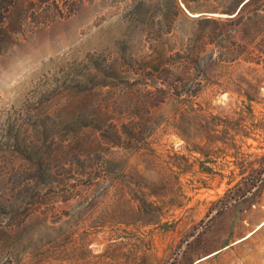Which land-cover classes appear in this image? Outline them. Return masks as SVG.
Here are the masks:
<instances>
[{
  "label": "rangeland",
  "instance_id": "374dc122",
  "mask_svg": "<svg viewBox=\"0 0 264 264\" xmlns=\"http://www.w3.org/2000/svg\"><path fill=\"white\" fill-rule=\"evenodd\" d=\"M190 4V18L230 16ZM153 6L0 0V264H264V62L226 60L236 51L214 40L195 95L162 98L154 80L147 95L134 76L76 90L88 55L151 52L130 12ZM179 27L163 60L182 69L192 27ZM95 101L124 122L150 117V135L126 147L79 125Z\"/></svg>",
  "mask_w": 264,
  "mask_h": 264
},
{
  "label": "trees",
  "instance_id": "16d2710c",
  "mask_svg": "<svg viewBox=\"0 0 264 264\" xmlns=\"http://www.w3.org/2000/svg\"><path fill=\"white\" fill-rule=\"evenodd\" d=\"M195 1L155 0L157 6L149 9L139 8L130 12V16H133L131 26L137 30L136 36L154 39L155 43L151 45V52L135 55L129 50L127 43L121 48L117 59L106 61L98 54L88 55L85 63L86 71L74 79L76 90L102 87L109 83V78H121L126 82L134 76L137 88L147 95L153 93V90L149 88L151 84L148 80L164 85L156 89L160 91L162 98L170 94L174 96L195 95L199 91L201 81L199 79L191 81L190 76L193 70L194 73L196 71L203 74L206 60L212 59L211 54L208 56L204 54L205 46L213 44L214 40L219 46L232 47L236 51V54L230 57L225 56L226 60L241 57L248 62H264V0H246L239 8L242 0H218L221 2V10L230 14L223 19L206 14L190 18L185 11H194L197 7L190 3ZM184 21L190 22L192 30L185 33V42L180 43L174 53L184 58L187 64L182 69L179 68L181 65L177 66L172 63L165 66L167 63L163 60V56L172 48L165 49V42H163L165 39L162 38L164 36L166 40L170 39ZM217 28H224L225 31L213 35ZM259 34L260 38L257 39ZM237 35L240 42L233 40ZM215 36L220 37L216 40ZM164 73H166L165 76ZM87 104L89 113L83 121H77V123L79 122L81 126L94 127L102 138L108 139L113 145L138 146V142L148 137L152 131L150 117L138 116L137 120L124 122L120 117L111 116L109 107L98 101ZM40 132L43 134L45 129H41ZM15 136H18V133ZM96 156L100 158L98 168L108 171L107 164L110 161L102 155ZM40 168L38 174L44 178L48 169Z\"/></svg>",
  "mask_w": 264,
  "mask_h": 264
},
{
  "label": "water",
  "instance_id": "95a60500",
  "mask_svg": "<svg viewBox=\"0 0 264 264\" xmlns=\"http://www.w3.org/2000/svg\"><path fill=\"white\" fill-rule=\"evenodd\" d=\"M246 0H242L238 6V8L245 2ZM237 11V10H236ZM194 16V15H193Z\"/></svg>",
  "mask_w": 264,
  "mask_h": 264
},
{
  "label": "bare ground",
  "instance_id": "6f19581e",
  "mask_svg": "<svg viewBox=\"0 0 264 264\" xmlns=\"http://www.w3.org/2000/svg\"><path fill=\"white\" fill-rule=\"evenodd\" d=\"M263 222H264V220H263Z\"/></svg>",
  "mask_w": 264,
  "mask_h": 264
}]
</instances>
